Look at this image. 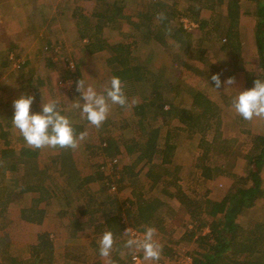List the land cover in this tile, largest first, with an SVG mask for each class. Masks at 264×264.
Here are the masks:
<instances>
[{"label":"trees","instance_id":"16d2710c","mask_svg":"<svg viewBox=\"0 0 264 264\" xmlns=\"http://www.w3.org/2000/svg\"><path fill=\"white\" fill-rule=\"evenodd\" d=\"M247 1L253 9L250 12L254 19L251 30L260 75L244 71L248 89L254 86L256 78L264 80V0ZM240 2L241 0H185L186 6L182 13L177 8V1L147 0L138 11L137 20L124 15L125 0H95L89 15L75 10L74 15H79L78 20L83 26L88 28L91 25L95 30L94 37L88 36L86 51H109L107 62L111 65L112 76H118L126 93L136 95L140 100L132 106V116L136 117V126L143 133L142 139H131V146L125 147L126 153L134 155V160L129 164H123L119 157L122 153L121 136L108 133L101 135L97 144L80 142L78 150L56 148L57 154L48 156V163L41 166L42 154L39 149L27 146L22 138L16 144V150L10 149L8 146L12 144L6 138L9 132H0V229L8 225L11 212H15L26 222L40 225L48 213L47 208L39 206L41 202L50 205L56 201L62 206H68L73 201V193L76 196L87 193L91 183H98L100 188L96 192L97 196L94 198L92 194L88 195L86 202L88 220L81 223L72 219L68 225L71 227L69 235L74 237L78 231L90 227L91 222L96 219L95 215L101 212L102 220H98L94 227L101 234L106 230L112 231V261L114 264H131L132 250L127 260L124 258L126 255L122 254L127 248L125 242L128 236L123 233L120 207L117 200L109 194H117L123 188L121 184H136L141 169L138 168L137 171L136 168L140 164L148 166L146 177L154 184L170 174L167 172L170 167L177 170L172 163L175 150V145L171 142L172 131L166 129L164 139H160L164 124L171 125L175 120L184 125L186 132L200 133L203 136L211 128L218 113V107L208 93L183 78H169L162 67L152 68L150 65L154 62H143V59L135 55L136 32L141 34L144 41L155 40L162 44L177 66L199 75L209 85L215 86L211 80L213 74H219L222 80L244 69L242 65L238 67L236 59L244 47L239 24L242 9ZM206 9L213 13L212 16L207 15ZM159 13H164L166 19L160 21L157 18ZM184 16L199 30L197 38L193 39L191 30L180 21V17ZM125 21L131 26L132 34L122 32ZM105 29H116L132 39L110 43L102 36ZM212 34L219 36L220 50L229 58L225 64H213L207 53L210 45L206 43V39ZM80 36L84 38L86 33ZM55 45L48 43L45 48L53 51ZM190 57L195 63L189 60ZM66 76L62 79H70ZM181 98H189L190 103H181ZM57 108L65 115V108L58 105ZM70 121L75 134L85 133L83 124ZM127 121L121 128L128 126ZM228 142L223 139L219 146L221 153L226 156L230 153V148L225 145ZM201 144L204 148L202 147L203 153L198 166L203 178L210 180L224 170L221 166L207 164L212 144L205 141ZM79 150V154L84 156L78 154ZM113 158H117L118 163H114L110 170L107 162ZM86 161L93 171L84 174ZM229 175L231 180L222 179L225 190L218 198L191 197L177 186L173 196L178 201V207L173 209L168 206L170 211L164 210L167 204L159 197L145 198L144 191L139 187L137 191L134 190L135 197L128 199L130 205L125 208L126 216L137 230L144 232L146 226L162 229L166 213L171 227L179 224L187 214L196 222L186 233L187 240H192L193 243L189 252L191 264H264V221H256L245 228L240 220L246 209L264 200V134L256 135L247 148L241 174ZM56 178H61L63 188L60 189L55 183ZM174 179L178 181L177 176ZM112 183L116 185L113 192L109 190ZM29 194L31 196L28 202L23 203L24 197ZM96 199L100 200L95 201ZM114 201L117 205H113ZM63 212L60 210L59 214L62 216L65 214ZM157 213L161 216L157 217ZM10 246L7 234L0 235V264H51L55 260L53 236L48 231L37 233L35 241L28 246L29 257L21 262H16V258L11 256ZM163 251L170 255L171 249L165 246Z\"/></svg>","mask_w":264,"mask_h":264},{"label":"rangeland","instance_id":"374dc122","mask_svg":"<svg viewBox=\"0 0 264 264\" xmlns=\"http://www.w3.org/2000/svg\"><path fill=\"white\" fill-rule=\"evenodd\" d=\"M4 1L5 0H0V5H4ZM43 1L44 0H12L9 8H5L4 5V8L0 10V31L4 30L5 28L10 29L12 23H19L20 20L27 18V15H32V17L39 15L35 20V22H39L40 19L38 18H43L45 14L49 15L50 13L45 7L44 10H39V6L40 4H43ZM53 1L55 4L57 0ZM169 1H177V8L183 13L184 7L186 6L185 0ZM68 2L69 4L62 8L54 6V11H52L53 13L57 12L56 15L59 16L61 32H63L58 36H53L52 40L48 39L50 42L43 43L41 47L43 53L38 51L40 48H38V45L36 46V44L34 47L36 52H30V55L32 56L30 58V63L34 62L35 60L37 65L40 64L38 65V73L35 74L31 72L32 67L30 65L33 63L27 65L26 68L24 66L21 67L24 65V62L27 60L26 57L28 56L25 55L22 50L20 53H18L19 51L17 50L15 52L18 53L19 58L15 57V53L9 56L8 59L12 60L11 67L14 69H12L10 66L8 69L13 73L16 72L20 67L21 69L19 70L26 69L27 71L25 74H27L26 76L28 79L26 80V85H23L21 89L19 88L20 85L18 83L10 85V80L8 78L11 77L7 72L4 71L6 78L3 80L6 82L5 84L8 85H6L5 88L1 87L0 90V99L2 101L1 104H3L0 106V132H9L6 138L11 140L13 145L8 147L10 149L16 150V144L20 143V138L18 136V132L15 131L18 129L15 128L12 123V114H14V108L12 107L13 101L19 98V96L22 94L25 96L32 95L34 97V102L31 105L30 111L41 112L42 103L55 100L57 101L58 107H66L65 109L67 112H70V114L66 115L70 120L81 121V123L84 125L86 137L84 142L97 144L100 141V138L107 135L108 133L118 137L121 136L120 143L122 145V153L119 157L123 164H129L134 160V155H129L126 153L125 147L131 146L133 143L131 139L141 141L143 134L136 126V117L132 116V106L140 102L136 95L131 96L124 90L128 104L130 106L121 107L119 105H113L108 118L104 121L99 129H96L86 119L82 118L78 109H72L71 107L75 101L80 100V93L76 90V82L78 79H84L86 84H91L97 90V92H103L104 88L108 85L112 74L111 65L107 62L110 56L109 51L103 50L92 54L87 52L85 49L86 41L89 38L88 36L94 37L93 32H95V30L92 28V26L90 25L91 27L89 26L86 28V25L83 26L80 20L73 21L72 19H69V13L77 4L76 2H79L81 5V11L83 10L85 12L83 14H91L93 7L92 1L68 0ZM126 2L127 6H125L123 10L124 15L130 16L131 20H137L138 11L141 9L142 5L147 2V0H126ZM240 5L242 9L241 20L239 24L242 32L241 41L244 47L241 50V54L236 56V59L238 60V67L242 65V68L244 69L241 71H236L232 76L235 78L234 85H226L224 82L228 77H224L221 80V87L219 89H216L215 86L209 85L205 79L199 75L191 73L183 67L177 66L170 57V53L165 50V47L162 44L155 40H150L149 42L144 41L141 38V34L136 32L137 44L135 46V55H138L141 59H143V62L146 60H150L151 63L154 62L150 65L152 68L162 67L163 70L168 74L169 78H183L194 87L208 93L217 105L218 113L212 122L211 128L203 136L200 133L186 132L184 125H180L175 120L171 125L164 124V127L160 132V139H164L166 129H170L172 131L171 142L175 145L174 158L179 162H183L184 165L180 168L175 165L177 170H173L175 167H170L167 171L170 172V174H167L164 176V178L154 184L151 179L146 177L148 166L140 164L136 168L137 171L139 170L138 168H141L136 178V184H121L123 185V188L119 190L117 194H109L118 202L120 214L122 215L121 219L125 218L129 224L132 223H130V220L126 216L125 208L129 207L130 203L128 199L135 197L134 190L137 191L139 187L144 191L145 198L149 199L151 196H157L165 204H167V207L164 208L166 211H170L168 209L169 207L173 209H177L178 207V201L173 196V194L176 192V188L178 189L177 186H179L181 191L191 197L209 196L212 198H218L225 190L224 180L232 179L229 174H241L243 158L253 138L258 134H264V118L253 117L251 121L244 120L234 111L232 106V100L236 95H238V92L247 89L245 86L246 78L244 71L257 72V75L260 76L257 70V59L254 56L256 47L254 45L253 33L251 30V25L254 21L253 17L250 15V12L253 10L252 5L247 0H241ZM223 8L224 6H222V9ZM40 12H43V15H40ZM205 12L210 16L213 14L209 9H206ZM180 18L179 19L180 21H183L184 26L187 25L188 27L186 28L191 30L193 39L197 38L200 32L195 27V25H192L193 22L188 23L187 21L189 19L186 16ZM185 20L187 21L185 22ZM55 27L58 28V25ZM74 29L76 33H71V35L75 34L74 38L68 41L67 38L69 35L67 33ZM122 32L125 34H132L133 32L131 26L126 21L122 24ZM82 33H86L84 38L80 36ZM102 36L110 43L118 41L125 42L132 39L130 37L127 38L124 34H121L116 29L110 31L105 29ZM58 42L60 44H56ZM220 42L221 40L219 39V36H216L215 34L210 35V38L206 39V43L210 45L207 53L210 56L212 63L216 64L217 66L225 64L229 60L224 52L220 50ZM48 43H51L52 45L56 44L55 48L57 51L55 52L53 50L50 53L44 52L43 49L46 46L45 44ZM189 60L195 63L191 57ZM70 63H72L74 66L72 71L68 69ZM66 75L70 79H68L66 84L62 86L59 85L58 82L63 80L62 78ZM69 82H71V84H69ZM7 99V102L9 103L4 104ZM133 101L135 103H133ZM180 102L183 104H189L190 99L181 98ZM240 117L242 119H240ZM239 119L240 121H238ZM126 121L128 122V126L121 128ZM223 139L229 141L228 143H225V145H228L230 148L231 154L229 153L228 156L221 153L219 148L220 141ZM202 141L210 142L212 144L209 151V158L206 159L207 164L221 166L220 168L224 170L223 173L213 177L210 180H205L203 178L200 166H198L200 165V158L204 148V146L201 144ZM81 142L83 143V141ZM79 152L80 150L78 151V154ZM80 156L82 157L84 154H81ZM84 169L85 174L93 171V168L89 167V163L87 161ZM176 176L178 177V181H175L174 179ZM57 180H59V178H57ZM175 182L177 185H175ZM99 188L100 186L98 183H93L89 185L90 192L88 191L87 193L80 195L77 194V196L73 193V202L69 206L62 208V205L54 201L52 204L48 205V214L50 217H53L52 219L49 218L50 223L53 227L56 225V231L59 229L61 231L60 234L62 233V238L59 237L60 240L58 239L55 241L56 246L60 250L58 258L61 261H64L66 264H95L97 259H102L103 262L101 261V264L114 263L111 259L113 249L111 250L110 257H102L99 254L98 241L102 237V234L96 232L94 226L96 223H98V220H102L103 215L101 212L95 215L96 219L91 222L90 227L81 231L78 235L76 234L74 237L69 235V228L71 227L68 225L72 220L71 217L74 216L72 214L77 213L82 209V207L86 206V202L89 199L88 195L92 194V197L95 198L97 196L96 192H98ZM98 200L96 199L95 201ZM117 202L114 201L113 205H117ZM58 209L63 210L65 214L62 215L60 221L57 220L56 222L54 221V216ZM157 214V217L161 216L159 213ZM167 215L168 213L163 216L165 218V223L163 222L162 229L154 227L156 229V235L154 238L163 246V248L166 246L167 248L171 249V253L169 252L170 255L163 253L164 251L162 248L163 254H161L159 261H145L143 258V253L139 252L141 254V264H176L177 259L175 258V255L183 254L184 252H188L187 254H189V252L192 250V240H187L186 233L190 228H192L193 225L196 224V222L186 214L179 224H175L171 227L169 225V216ZM10 220L12 222L15 219ZM16 220L19 223H12L13 226H11L12 224L9 226L10 231L6 230V226L3 229H0V235L11 233L13 235L12 239H14V242L23 244L24 240H27L28 238L26 237L24 228L22 227L23 222L19 221L18 219ZM240 220L242 221V224L245 226V228L249 227L256 221H264V200L260 201L259 204H255L254 206L246 209L242 213ZM206 231L207 229L204 230V232ZM71 246H75V248H70ZM76 246H79L78 248L84 246V248L82 250L78 249ZM9 249H12V246H10ZM18 250H22L21 256L23 257L28 254L27 247H25V252L21 246L18 247ZM131 250L133 251L134 249L125 248L123 250L122 254L123 256L126 255L124 257L126 260L128 259ZM75 256L76 258L82 256L84 259H81L83 261L77 262L74 259Z\"/></svg>","mask_w":264,"mask_h":264},{"label":"clouds","instance_id":"9594fccd","mask_svg":"<svg viewBox=\"0 0 264 264\" xmlns=\"http://www.w3.org/2000/svg\"><path fill=\"white\" fill-rule=\"evenodd\" d=\"M157 18L163 21L166 16L159 13ZM167 31L170 32L171 29ZM211 80L216 89L221 87L219 74H213ZM224 83L234 85L235 78L230 76ZM76 90L80 93V100L71 105L72 109H78L81 117L96 129H99L108 118L113 105L130 106L118 76L111 77L103 92H97L91 84H86L81 78L76 82ZM33 102L32 95L23 94L13 101L12 123L28 146L33 149L49 147L75 150L80 146V142L85 140L83 132L75 134L70 119L58 110L57 101L42 103L41 112L30 111ZM232 106L244 120L251 121L253 117L264 118V80L256 78L253 87L239 91L232 100ZM124 231L128 236L125 242L127 248L142 252L145 261H159L163 246L154 238L156 235L154 227L146 226L142 235H137L131 227ZM98 244L100 256L110 257L114 244L112 231H104Z\"/></svg>","mask_w":264,"mask_h":264},{"label":"crops","instance_id":"0c3cea01","mask_svg":"<svg viewBox=\"0 0 264 264\" xmlns=\"http://www.w3.org/2000/svg\"><path fill=\"white\" fill-rule=\"evenodd\" d=\"M11 1L12 0H5L3 2L5 6L4 5H0V10H2L4 7L5 8H9L10 5H11ZM86 1H92V3H93L92 10H93L94 5H95V0H86ZM42 3L43 4L42 5L40 4V6H39L40 7L39 10H44L46 8V9L49 10L50 13H49V15L45 14L43 16V18H41V17L38 18V19H40L39 22H35V20L37 19V17L39 15H35L34 17H32V15H27V18H24V19L21 18L22 20H20L19 23H17V24L12 23V25L10 26V29L9 28H5L4 30L0 31V90H1V87L5 88L6 85H8V84H5L6 82H4V80H3V79L6 78L5 75H4L5 72H7L10 75V77H11V78H8L10 80V85L18 83L20 85L19 88L22 89L23 85H26L25 83L27 82L26 80L28 79V77L26 76L27 74H25V72L27 70L26 69L19 70V69H21V67H23V66L26 68L27 65H30L31 63H33L32 65H30L32 67L31 68V70H32L31 72H33L35 74L38 73V71H37L38 70V65H40V64L37 65L35 60H34V62L30 63V58L32 57L30 55V52L31 51H33V52L35 51L36 52V50L34 48L35 44H36V46L38 45L37 46L38 48H40V50H38V51H41V53H43L42 50H41V47H42L43 43L44 42H50V41H48V39L52 40L53 36H58V35H60L63 32V31L61 32L59 16L56 15L57 12L53 13L52 11H54L53 10L54 6H58L59 8L67 6L69 4L68 0H57L55 4H54L53 0H49V1L44 0ZM76 3L77 4L74 6V8L69 13V19H72L73 21L78 20L80 18L79 15L78 16L74 15V11L75 10H78L82 14L85 13L83 10L81 11L82 7L79 4V2H76ZM125 6H127L126 0H125ZM78 7H81V8H78ZM40 15H43V12H40ZM57 25H58V28L55 27ZM71 33H76L75 29L72 30L71 32L67 33L69 35L68 38H67L68 41H70V40H72L74 38L75 34L71 35ZM49 44H51V43H49ZM16 50L19 51L18 53H20V51L22 50L23 53L25 55H28V56L26 57L27 60L24 62V65H22L19 69H17L16 72L13 73V72H11L8 69V67L9 66L11 67V64H12L8 58H9V53H10V56H11V54L13 55L16 52ZM43 50L46 53L52 52L51 50H49V51L45 50V48ZM18 53H15V57L16 58H19ZM37 60H39V59H37ZM12 69H14V68H12ZM7 101H8V99L6 100V102H4V104H8L9 102H7ZM1 103H2V101L0 99V106L3 105ZM68 114H70V112H67V110L65 109V116L68 115ZM12 116H13V114H12ZM240 119H242V118L240 117ZM240 119L238 121H240ZM78 122L81 123V121H78ZM15 131L18 132V136L20 137V139L22 138L21 140H24V138L20 134L19 130H15ZM10 142L12 144L11 140H10ZM24 142H26V141H24ZM26 145H27V143H26ZM39 152L42 154V160L40 161V164H41V166H44L49 161L48 160L49 159L48 156L57 154V149L56 148L53 149V148L45 147V148L39 149ZM174 157H175V152H174V155H173V158H172V163L174 165H177L178 168L183 167L184 163L177 161V159H175ZM54 181H55V183H57L59 185L60 189L63 188L61 178H59V180H57V178H56V180H54ZM91 184H93V183H91ZM30 196H31L30 194L26 195L24 197V199H23V203H27ZM54 202H56V201H54ZM39 206H42V207H45V208L48 209V205H46L45 202H41ZM63 207H65V206H62V208ZM60 210L61 209H58L55 212V216H54L55 220L54 221H56V222H57V220L60 221V218H62V216L59 214ZM11 213H12L11 216H10L11 219H15V220L18 219L19 221L23 222V226L22 227L24 228V233L26 234V237L28 238L27 240H24L23 244H20V243L14 242V239H12L13 235L11 233L7 234L8 238L10 237L9 243L10 244L12 243L11 244L12 249H10L11 256L16 258V262H21L23 260H26L29 257V253L25 257L21 256L22 255V250H18V247L21 246L23 248V251L25 252V247L28 248V246L35 241V238H36V235H37L38 232L48 231V232H50L51 236H53L54 254H55V260L51 264H63L64 263V261H61L58 258L60 250L56 246V242H55V241H57L59 239V237L62 236V233L60 234L61 231L59 229L56 231V225L53 224L54 227L51 225L49 218L52 219L53 217H50V215L48 214L49 211H48L44 221L40 225H35V224H31L29 222H26V221L22 220L20 217H18L17 214H15V212H11ZM88 213H89V210L86 209V206H84L77 213H73L72 215H74V216H72L71 219H76L77 221H79L81 223H84V222H86L88 220V215H89ZM15 220H13L12 222H11V220L8 221V225L6 226V228H7L6 230L7 231L9 230V228H10L9 226L12 223L13 224L19 223L17 220L16 221ZM130 223H132V222L130 221ZM13 224L11 226H13ZM80 232L81 231H78L76 234L78 235ZM70 248H75V246L74 247L71 246ZM83 248H84V246H81V248H78V249H82L83 250ZM64 256H65V254H64ZM74 259H75V261L80 262V261H83L81 259H84V257L81 256L79 258L78 257L76 258V256H75ZM101 261H102V259H100V260L97 259L95 261L96 262L95 264H101L103 262V261L102 262ZM7 264H18V263L8 262ZM64 264H66V263H64ZM70 264H72V263H70Z\"/></svg>","mask_w":264,"mask_h":264},{"label":"built area","instance_id":"2783aa9c","mask_svg":"<svg viewBox=\"0 0 264 264\" xmlns=\"http://www.w3.org/2000/svg\"><path fill=\"white\" fill-rule=\"evenodd\" d=\"M187 20H185V22H186ZM188 23H191V22H189V20L187 21ZM192 25H195L194 23H192ZM185 27H188L187 25H185ZM54 51L56 52L57 51V49L56 48H54ZM68 69L69 70H73L74 69V66H73V64L72 63H70V66H68ZM67 81H68V79L67 80H60L58 83H59V85H64V84H66L67 83ZM66 86V85H65ZM114 163H118L117 162V158H113V160H111V161H109V162H107V167L111 170L112 168H113V165H114ZM111 192H113V191H115L116 190V185L115 184H111V187H110V189H109ZM121 222L123 223V233L124 234H126L125 233V229L126 228H132L133 229V231L137 234V235H141L143 232H141V231H139V230H137L132 224H129L127 221H126V219L125 218H122V220H121ZM188 252H184L183 254H179V255H175V258L177 259V261H176V264H191V257H190V255L189 254H187ZM130 262H131V264H141V254L139 253V252H137V251H135V250H133L132 251V253H131V255H130Z\"/></svg>","mask_w":264,"mask_h":264}]
</instances>
